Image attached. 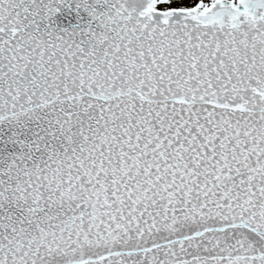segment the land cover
<instances>
[{
	"label": "snow or ice",
	"instance_id": "obj_1",
	"mask_svg": "<svg viewBox=\"0 0 264 264\" xmlns=\"http://www.w3.org/2000/svg\"><path fill=\"white\" fill-rule=\"evenodd\" d=\"M0 264H264V0H0Z\"/></svg>",
	"mask_w": 264,
	"mask_h": 264
}]
</instances>
